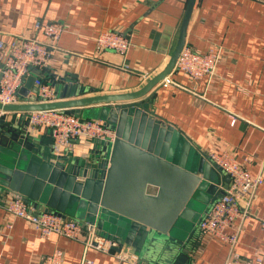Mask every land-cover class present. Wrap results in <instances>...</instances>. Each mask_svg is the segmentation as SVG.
<instances>
[{
	"label": "crops",
	"instance_id": "0c3cea01",
	"mask_svg": "<svg viewBox=\"0 0 264 264\" xmlns=\"http://www.w3.org/2000/svg\"><path fill=\"white\" fill-rule=\"evenodd\" d=\"M188 2L0 0V40L9 42L25 35L49 43L48 66L39 75L49 82L54 75L67 77L71 85L84 89L76 97L128 93L144 87L170 63ZM36 21L60 22L64 30L53 41L36 32ZM107 30L130 39L125 56L99 49L96 38ZM184 45L203 53L218 49L215 72L190 79L175 63L166 75L173 81L158 82L140 100L150 104L153 117L174 126L200 151L210 170L207 179L218 189L227 187L230 179L211 161V153H227L252 177L263 176L252 198L251 213L242 221L236 219L229 231L239 230L235 250L245 261L261 254L264 264V0H195ZM147 73L150 77L145 80ZM57 94L58 101L74 98ZM22 102L19 97L17 103ZM6 114L10 118L12 112ZM35 130L48 140V128ZM93 146L92 139L78 138L64 148L84 155ZM148 192L156 193V188ZM11 198H0V264H46L58 249L63 251L61 264H142L127 248L122 252L86 246L84 233L78 239L55 233L41 236L34 224L6 210ZM209 206L195 215L187 264H225L229 256V243L198 226ZM122 253L128 259L120 260Z\"/></svg>",
	"mask_w": 264,
	"mask_h": 264
},
{
	"label": "water",
	"instance_id": "95a60500",
	"mask_svg": "<svg viewBox=\"0 0 264 264\" xmlns=\"http://www.w3.org/2000/svg\"><path fill=\"white\" fill-rule=\"evenodd\" d=\"M194 3L188 2L170 63L141 89L76 97L84 89L54 75L51 82L60 98H74L34 103L28 98L30 91H37L34 73L19 89L22 103H0L5 111L0 121L1 199L19 197L36 212H55L90 224L117 244L115 250L127 248L142 264L188 263L195 215L224 190L208 180L210 170L200 151L174 126L153 117L150 104L140 99L176 63ZM50 108H62L81 120L101 119L116 137L93 140L84 155L56 153L51 137L46 140L48 136L36 133L29 122L30 111ZM7 112H12L10 118ZM152 187L156 193L148 192Z\"/></svg>",
	"mask_w": 264,
	"mask_h": 264
},
{
	"label": "built area",
	"instance_id": "2783aa9c",
	"mask_svg": "<svg viewBox=\"0 0 264 264\" xmlns=\"http://www.w3.org/2000/svg\"><path fill=\"white\" fill-rule=\"evenodd\" d=\"M35 29L36 32H42L54 41L59 39L64 26L60 22L36 21ZM96 42L100 50L111 49L124 56L131 46L128 37L114 30L100 33ZM50 56V44L36 36L18 35L9 42L0 40V103H17L19 89L23 86L25 79L34 73L38 74L34 82L37 91H30L28 95V98L31 97L30 101L34 103L57 101L56 86L39 75L48 66ZM219 57L218 49L203 53L184 45L179 52L176 65L190 79H199L215 72ZM149 77V73L144 75L145 80ZM172 81L169 76H165L161 83L166 84ZM29 113L32 128L49 129L52 146L56 153H62L67 143L74 139L113 141L116 137L115 130L103 120L93 118L81 120L80 117L67 113L62 108L32 110ZM4 114L5 111L0 110V121ZM209 157L230 176V183L222 188L224 194L216 198L203 213L198 226L202 231L230 244L231 250L225 264H261L263 259L261 254L254 261H245L241 257L235 250L239 230H229L236 219L242 221L251 213L252 198L257 187L263 182V176L260 174L252 177L227 153H211ZM5 208L9 213L34 224L43 237L55 233L78 239L84 233L85 245L102 251H110L116 244L97 234L90 224L84 226L73 218H63L55 212H36L28 202L19 197L11 198L5 203ZM5 226L11 228L12 223H6ZM122 254H118L120 260L128 259L126 253ZM62 259L63 251L58 249L47 257L46 264H61Z\"/></svg>",
	"mask_w": 264,
	"mask_h": 264
}]
</instances>
